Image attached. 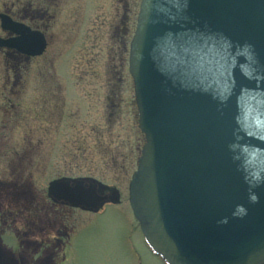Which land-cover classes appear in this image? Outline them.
Returning a JSON list of instances; mask_svg holds the SVG:
<instances>
[{
  "label": "water",
  "instance_id": "water-1",
  "mask_svg": "<svg viewBox=\"0 0 264 264\" xmlns=\"http://www.w3.org/2000/svg\"><path fill=\"white\" fill-rule=\"evenodd\" d=\"M0 39L31 56L43 37ZM26 35V36H25ZM144 137L129 205L166 264H264V0H141L129 46ZM92 178L47 195L96 212L112 197Z\"/></svg>",
  "mask_w": 264,
  "mask_h": 264
},
{
  "label": "rangeland",
  "instance_id": "rangeland-1",
  "mask_svg": "<svg viewBox=\"0 0 264 264\" xmlns=\"http://www.w3.org/2000/svg\"><path fill=\"white\" fill-rule=\"evenodd\" d=\"M139 2L59 0L45 59L30 65L31 160L21 179L34 196L25 221L44 230L18 253V237L7 232L28 226L0 224V264H164L128 203L143 144L126 61ZM60 178L95 179L120 201L96 213L53 205L46 191Z\"/></svg>",
  "mask_w": 264,
  "mask_h": 264
},
{
  "label": "flooded vegetation",
  "instance_id": "flooded-vegetation-1",
  "mask_svg": "<svg viewBox=\"0 0 264 264\" xmlns=\"http://www.w3.org/2000/svg\"><path fill=\"white\" fill-rule=\"evenodd\" d=\"M59 4V0H0V39L15 41L21 37L11 29L2 28L3 19H7L18 27L28 29L26 34L39 33L45 41V48L38 56L28 55L14 47L0 46V224L10 227L21 222L28 226L23 231L18 228L13 233L9 230L7 232L18 237V253L23 249L24 241L32 238L33 231L44 230L33 225L31 220L29 223L25 221L26 216L30 219L31 215L29 196H34L27 191L25 180L21 179L26 176V165L31 160L30 65L37 59H45L50 45L51 25L58 19V13L60 15L63 11ZM42 112L45 113L44 110ZM17 139L21 140L19 144H16ZM17 146L22 148L21 152V148ZM114 191L117 192L116 189L107 187L103 194L112 197ZM46 197L48 198L47 191ZM117 197L114 204L120 201L118 192ZM51 203L68 207L53 200ZM19 218L24 220L17 221ZM31 226H34V230ZM5 231L0 229V241ZM41 246L40 244L39 247Z\"/></svg>",
  "mask_w": 264,
  "mask_h": 264
}]
</instances>
